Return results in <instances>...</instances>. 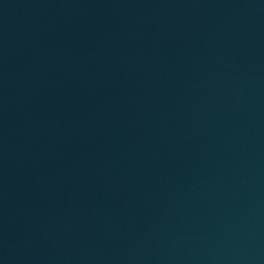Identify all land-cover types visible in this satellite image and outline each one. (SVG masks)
Here are the masks:
<instances>
[{
    "label": "water",
    "instance_id": "95a60500",
    "mask_svg": "<svg viewBox=\"0 0 264 264\" xmlns=\"http://www.w3.org/2000/svg\"><path fill=\"white\" fill-rule=\"evenodd\" d=\"M0 264H264V0H0Z\"/></svg>",
    "mask_w": 264,
    "mask_h": 264
}]
</instances>
